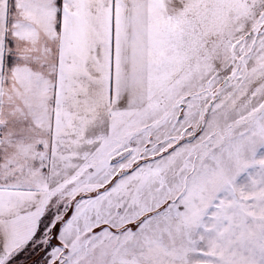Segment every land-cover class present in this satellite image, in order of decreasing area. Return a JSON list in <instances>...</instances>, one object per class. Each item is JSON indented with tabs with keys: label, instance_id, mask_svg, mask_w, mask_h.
<instances>
[{
	"label": "snow or ice",
	"instance_id": "snow-or-ice-1",
	"mask_svg": "<svg viewBox=\"0 0 264 264\" xmlns=\"http://www.w3.org/2000/svg\"><path fill=\"white\" fill-rule=\"evenodd\" d=\"M0 264H264V0H0Z\"/></svg>",
	"mask_w": 264,
	"mask_h": 264
}]
</instances>
